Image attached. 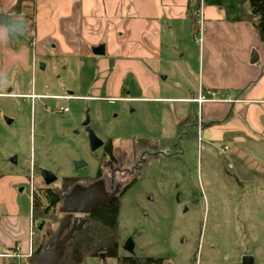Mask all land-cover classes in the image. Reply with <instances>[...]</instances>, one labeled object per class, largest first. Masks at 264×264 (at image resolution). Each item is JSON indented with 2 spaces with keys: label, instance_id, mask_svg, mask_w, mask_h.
<instances>
[{
  "label": "rangeland",
  "instance_id": "374dc122",
  "mask_svg": "<svg viewBox=\"0 0 264 264\" xmlns=\"http://www.w3.org/2000/svg\"><path fill=\"white\" fill-rule=\"evenodd\" d=\"M209 1L227 9L239 5L236 0ZM12 25L23 28L22 23H5L7 29ZM20 31L24 37L12 41H29V29ZM187 40L193 42L190 35ZM167 42L158 65L146 64L156 76L151 87L157 89L140 101L108 100L105 81L95 79L90 61L99 58L95 55L91 59L31 53L29 67L5 72L0 90V188L18 199L21 216L26 217L34 193L47 187L42 171L56 178L48 186L52 189L59 188L65 177H93L103 149L90 150L84 126L88 118V127L104 144L111 140L115 152L130 153L142 140L150 142L144 148L148 154L158 150L119 198L120 256L161 259L162 264H242L243 257H251L253 264H264V181L247 179L254 178L250 172L254 162L261 164L264 177V149L240 150L233 158L235 152L224 149V144L212 146L201 137L199 125L207 121L201 104L165 100L199 87V75L181 77L183 63L177 57L193 50V43L182 38ZM191 63L197 66L198 61ZM178 80L184 84L180 89ZM96 82L103 84L92 88ZM140 97L133 93L131 99ZM58 208L44 219L41 232L31 221V254L42 241L41 234L56 231L63 217ZM129 239L132 254L123 249ZM0 264L25 263L6 257ZM81 264L118 261L90 257Z\"/></svg>",
  "mask_w": 264,
  "mask_h": 264
},
{
  "label": "crops",
  "instance_id": "0c3cea01",
  "mask_svg": "<svg viewBox=\"0 0 264 264\" xmlns=\"http://www.w3.org/2000/svg\"><path fill=\"white\" fill-rule=\"evenodd\" d=\"M201 1L204 2L201 22L196 18L202 45L197 46L187 40L189 35L193 39L188 16L197 0H0V90L5 72L29 67L31 53L92 59V49L102 45L103 56L90 61L94 64L95 79L105 81L103 90L108 100L140 101L157 89L151 87L156 76L146 69V64L158 65L165 56L162 50L168 39L182 38L193 50L177 56L183 63L182 67L178 66L181 77L185 73L199 75V87L187 95L165 100L198 107L196 100L203 97L201 111L207 121L199 126L206 143L224 144V149L235 152L233 158L240 150L261 151L264 149V41H259L250 22L237 21V17L250 14L245 1L236 0L239 5L232 9L218 2ZM7 22L22 23L25 33L29 29V41H12L15 36L24 35L21 31L9 32ZM253 51L257 61L252 64ZM196 59L197 66H192L191 61L197 63ZM179 80L175 83L180 89L184 84ZM102 84L96 82L92 88ZM133 93L141 97L131 99ZM243 145L249 146L242 148ZM252 164L250 172L254 178L248 176V181L263 182L261 164ZM6 193L0 188V258H19L26 264L32 252L31 201L26 217H22L18 199Z\"/></svg>",
  "mask_w": 264,
  "mask_h": 264
},
{
  "label": "trees",
  "instance_id": "16d2710c",
  "mask_svg": "<svg viewBox=\"0 0 264 264\" xmlns=\"http://www.w3.org/2000/svg\"><path fill=\"white\" fill-rule=\"evenodd\" d=\"M248 3L250 14L237 17V21L250 22L256 30L260 42L264 41V0H243ZM17 9L16 7L14 10ZM189 19L193 33L198 31V20L194 11L189 10ZM148 140H142L138 143V148L148 145ZM112 143L110 140L106 143L105 150L110 153ZM78 178L65 177L61 181L59 188L44 187L39 188L31 199L32 221L38 222L49 216H53L55 210L61 203V196L69 191L76 184ZM119 198L110 203L98 204L93 212L85 218L87 222L83 227L73 234L66 243L63 257L58 264H81L86 258L100 257L114 258L118 264H162L161 259H139L134 256L122 257L119 255L120 237L118 236V216H119ZM45 221V220H44ZM58 223V222H57ZM67 232V231H66ZM65 232V233H66ZM55 232L47 230L43 235L42 241L35 244V251L26 260V264H33L40 253L44 250L47 241ZM64 233V234H65Z\"/></svg>",
  "mask_w": 264,
  "mask_h": 264
},
{
  "label": "water",
  "instance_id": "95a60500",
  "mask_svg": "<svg viewBox=\"0 0 264 264\" xmlns=\"http://www.w3.org/2000/svg\"><path fill=\"white\" fill-rule=\"evenodd\" d=\"M92 52L96 56H102L104 54V47L101 45L93 48ZM256 61L257 55L256 52L253 51L250 62L253 64ZM8 123H11V121L8 120ZM88 124L89 119L87 118L84 126L88 134L90 150L95 151L103 147V142L97 138L94 132L88 127ZM78 166H80L79 163H77V168ZM41 177L47 187L56 180L51 173L46 171L41 172ZM117 193L118 187L108 188L104 178L86 185L80 183L74 184L67 193L61 196V203L58 212L61 213L63 217L58 222L55 233L47 241L44 250L40 253L33 264H58L63 257L66 243L70 240L73 234L79 231L87 222L86 218L83 219L79 217L91 214L94 208L100 203H110L116 198ZM44 224V220L38 221L35 226L36 230L41 232ZM65 230L67 232L64 234ZM123 249L132 254L133 243L131 239L124 243ZM100 258L104 259L105 257L104 255H100ZM242 264H253V260L251 257H243Z\"/></svg>",
  "mask_w": 264,
  "mask_h": 264
},
{
  "label": "flooded vegetation",
  "instance_id": "af4514ba",
  "mask_svg": "<svg viewBox=\"0 0 264 264\" xmlns=\"http://www.w3.org/2000/svg\"><path fill=\"white\" fill-rule=\"evenodd\" d=\"M145 147H143L142 149L133 147L132 151L127 154H123L119 151L115 152L112 148L110 153H108L105 150L106 144H104L102 147L103 152L101 160L96 169V174L93 177H76L78 178L77 183L86 185L104 178L108 188L118 187L117 196L113 200L120 198L136 181L137 174L140 172V169L146 162V159H148L149 157L157 156L156 154H154V152L158 150L154 151L153 153L150 152L148 154V152L145 151L147 149H144ZM85 217L86 216H81L79 218L84 219ZM65 232L66 230L64 231V233Z\"/></svg>",
  "mask_w": 264,
  "mask_h": 264
},
{
  "label": "built area",
  "instance_id": "2783aa9c",
  "mask_svg": "<svg viewBox=\"0 0 264 264\" xmlns=\"http://www.w3.org/2000/svg\"><path fill=\"white\" fill-rule=\"evenodd\" d=\"M198 3H199V9L195 12V15H196V17L198 18V20H200V22H201V20H202V18H201V16H202V13H201V9H202V1L200 0ZM199 24H200V23H199ZM192 38H193V41H194L195 43L200 44V43L202 42V32H201L200 27H199L198 31H196L195 33H193ZM196 102H197L198 104H202L203 102H205V99H204L203 97H201V98H198V99L196 100ZM62 111H63V112H67V108H63ZM31 229H32V227L30 228V230H31ZM30 236L33 237V233H30ZM30 255H31V254H30ZM30 255H29V256H30Z\"/></svg>",
  "mask_w": 264,
  "mask_h": 264
},
{
  "label": "clouds",
  "instance_id": "9594fccd",
  "mask_svg": "<svg viewBox=\"0 0 264 264\" xmlns=\"http://www.w3.org/2000/svg\"><path fill=\"white\" fill-rule=\"evenodd\" d=\"M21 26L20 25H12L10 26V28L8 29L9 32H18L20 31Z\"/></svg>",
  "mask_w": 264,
  "mask_h": 264
}]
</instances>
